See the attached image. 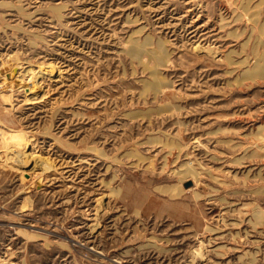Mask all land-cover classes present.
<instances>
[{"label":"rangeland","instance_id":"1","mask_svg":"<svg viewBox=\"0 0 264 264\" xmlns=\"http://www.w3.org/2000/svg\"><path fill=\"white\" fill-rule=\"evenodd\" d=\"M0 264H264V0H0Z\"/></svg>","mask_w":264,"mask_h":264}]
</instances>
